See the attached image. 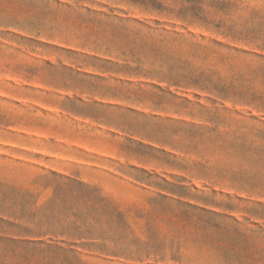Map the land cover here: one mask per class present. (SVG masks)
<instances>
[{"label":"rangeland","instance_id":"1","mask_svg":"<svg viewBox=\"0 0 264 264\" xmlns=\"http://www.w3.org/2000/svg\"><path fill=\"white\" fill-rule=\"evenodd\" d=\"M0 203L8 264H264V0H0Z\"/></svg>","mask_w":264,"mask_h":264},{"label":"crops","instance_id":"2","mask_svg":"<svg viewBox=\"0 0 264 264\" xmlns=\"http://www.w3.org/2000/svg\"><path fill=\"white\" fill-rule=\"evenodd\" d=\"M19 206L20 207H17L14 204L4 205L0 203V264L1 261H4L5 264H8L10 260L15 259L14 256H11L14 250L11 249L7 243H11V245L14 246L18 241L17 239L24 241V236L29 239L34 237H28V235H23L22 233L18 234L12 230L17 226H22L24 224L22 221L24 207L22 205Z\"/></svg>","mask_w":264,"mask_h":264}]
</instances>
